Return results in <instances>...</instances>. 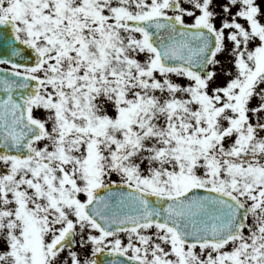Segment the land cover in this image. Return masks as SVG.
<instances>
[{"label":"snow or ice","instance_id":"6c2138e0","mask_svg":"<svg viewBox=\"0 0 264 264\" xmlns=\"http://www.w3.org/2000/svg\"><path fill=\"white\" fill-rule=\"evenodd\" d=\"M0 264H264V0H0Z\"/></svg>","mask_w":264,"mask_h":264},{"label":"flooded vegetation","instance_id":"af4514ba","mask_svg":"<svg viewBox=\"0 0 264 264\" xmlns=\"http://www.w3.org/2000/svg\"><path fill=\"white\" fill-rule=\"evenodd\" d=\"M42 113H37V115H41Z\"/></svg>","mask_w":264,"mask_h":264},{"label":"rangeland","instance_id":"374dc122","mask_svg":"<svg viewBox=\"0 0 264 264\" xmlns=\"http://www.w3.org/2000/svg\"><path fill=\"white\" fill-rule=\"evenodd\" d=\"M181 83H183V81H181Z\"/></svg>","mask_w":264,"mask_h":264}]
</instances>
